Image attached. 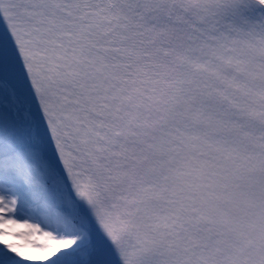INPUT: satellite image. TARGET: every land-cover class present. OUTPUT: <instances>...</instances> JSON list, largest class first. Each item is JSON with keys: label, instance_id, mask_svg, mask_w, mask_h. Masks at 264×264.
I'll return each instance as SVG.
<instances>
[{"label": "snow or ice", "instance_id": "6c2138e0", "mask_svg": "<svg viewBox=\"0 0 264 264\" xmlns=\"http://www.w3.org/2000/svg\"><path fill=\"white\" fill-rule=\"evenodd\" d=\"M37 261L264 264V0H0V264Z\"/></svg>", "mask_w": 264, "mask_h": 264}, {"label": "bare ground", "instance_id": "6f19581e", "mask_svg": "<svg viewBox=\"0 0 264 264\" xmlns=\"http://www.w3.org/2000/svg\"><path fill=\"white\" fill-rule=\"evenodd\" d=\"M58 246H59V245H57V247H58ZM29 251H30V250H29ZM36 264H40V262H39V261H37V262H36Z\"/></svg>", "mask_w": 264, "mask_h": 264}]
</instances>
